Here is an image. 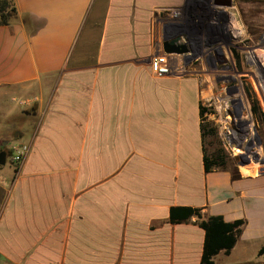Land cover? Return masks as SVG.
I'll use <instances>...</instances> for the list:
<instances>
[{
  "label": "crops",
  "instance_id": "crops-1",
  "mask_svg": "<svg viewBox=\"0 0 264 264\" xmlns=\"http://www.w3.org/2000/svg\"><path fill=\"white\" fill-rule=\"evenodd\" d=\"M12 1L0 151H31L0 164V264H202L206 231L197 217L171 222L173 206L244 219L215 264H264V173L206 170L203 74L164 50L224 28L247 38L264 0ZM159 53L181 73L158 76Z\"/></svg>",
  "mask_w": 264,
  "mask_h": 264
},
{
  "label": "rangeland",
  "instance_id": "rangeland-1",
  "mask_svg": "<svg viewBox=\"0 0 264 264\" xmlns=\"http://www.w3.org/2000/svg\"><path fill=\"white\" fill-rule=\"evenodd\" d=\"M209 13L214 18L213 11ZM222 32L199 35L187 54L191 66L203 74L207 154L220 151L226 169L264 173V18L250 25L247 38L229 39L225 28ZM5 165H12L10 155Z\"/></svg>",
  "mask_w": 264,
  "mask_h": 264
},
{
  "label": "trees",
  "instance_id": "trees-1",
  "mask_svg": "<svg viewBox=\"0 0 264 264\" xmlns=\"http://www.w3.org/2000/svg\"><path fill=\"white\" fill-rule=\"evenodd\" d=\"M18 18L17 9L12 0H0V24H9ZM203 109L201 107V115ZM203 137L205 138L204 127L202 124ZM9 151H7V156ZM206 170L226 169L224 155L220 151L212 156L205 154ZM197 217L201 226L206 231L204 253L202 264H215L214 257L221 251L229 253L235 246L245 225L244 219L226 221L222 216H211L202 219L201 209L191 206H173L170 209V220L173 223L186 222ZM264 253V246L259 254Z\"/></svg>",
  "mask_w": 264,
  "mask_h": 264
},
{
  "label": "built area",
  "instance_id": "built-area-1",
  "mask_svg": "<svg viewBox=\"0 0 264 264\" xmlns=\"http://www.w3.org/2000/svg\"><path fill=\"white\" fill-rule=\"evenodd\" d=\"M151 66L154 72L158 76H173L181 73V70L177 68L169 59V55L165 53H159L155 55L151 60ZM22 104H26L27 100H21ZM31 151V145L28 142H15L9 149L11 161L20 167V165L26 160Z\"/></svg>",
  "mask_w": 264,
  "mask_h": 264
},
{
  "label": "water",
  "instance_id": "water-1",
  "mask_svg": "<svg viewBox=\"0 0 264 264\" xmlns=\"http://www.w3.org/2000/svg\"><path fill=\"white\" fill-rule=\"evenodd\" d=\"M216 2L220 5L225 3V0H216ZM179 39H174L171 41H166L164 43V50L168 54H185L187 55L189 49L187 45L184 43H178ZM7 161V152L5 150L0 151V164L4 165Z\"/></svg>",
  "mask_w": 264,
  "mask_h": 264
}]
</instances>
